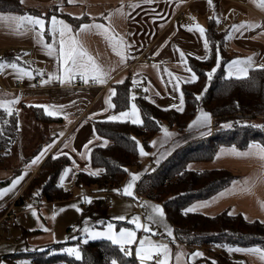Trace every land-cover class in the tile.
Masks as SVG:
<instances>
[{
  "label": "crops",
  "instance_id": "crops-1",
  "mask_svg": "<svg viewBox=\"0 0 264 264\" xmlns=\"http://www.w3.org/2000/svg\"><path fill=\"white\" fill-rule=\"evenodd\" d=\"M121 3L124 4L126 16L114 14L110 20L104 19V17L108 16L109 11L120 8ZM129 3H135L139 6L129 8ZM21 4L25 8L36 12L31 15L43 16L46 21H50L53 15L57 16L58 19H63L66 23L72 25L74 32L79 26L75 27L68 17L74 20L86 18L87 20L82 23H92L93 20L103 23L110 27L114 33L123 36L131 46L127 49V59L121 63L120 56L113 51L102 30L91 29L80 32L78 39L83 47L97 64L109 73L110 78L103 84L93 82L85 84L77 77L71 84L61 85L59 82L54 81L41 85L40 79L42 77L39 75V70L43 69L45 73L57 72L58 64L55 57H50L46 54V50L38 43L34 32L29 31L17 34L6 24L0 23V59L5 60L4 55L12 52L15 55L13 60L19 57L20 59L16 62L33 71L32 78L16 79L12 74V70L8 69L0 78V98L12 99L17 96L20 97L19 102L12 106V115H8L4 109L0 108V135L8 134V127L11 126L14 120L17 122V136L14 143L1 145L4 144V140L0 137V184L18 176H23V179L15 188L17 200L49 156L56 157L67 153L66 156L71 159V165L67 167L71 171L62 184L60 181L64 189L67 185H75L77 173L84 172L89 174L93 170L98 169L92 165L91 152L97 146L106 147L110 145L111 140L103 137V139H96L95 137L101 136L97 134L94 124L97 121H108L106 120L107 115L120 112L114 109L104 111L107 108L105 98L109 95V89L114 88L116 84H121L117 83V81L123 80L124 82L129 76L132 79L135 74L139 81L136 86H133L132 93H135V100L143 94L145 97H149V101L160 108L178 111L176 108L170 107V105L176 104L179 106V92L174 89L175 81L169 82L171 78L164 72V69L167 68L179 77L188 78L191 74L186 72L184 65L179 62V52L176 49L178 48L185 53L189 67H191L189 57L201 60L197 57L205 55L203 39L197 31H189L186 26L199 23L207 31L209 23L214 22L215 29L224 34L223 50H219V66H217L216 61L214 67H216L217 72L223 66L227 78V65L232 60L251 56L256 64L264 63V8L258 7L255 0H213V7L207 4V0H151V2H147V0H74L73 3H69L68 0H23ZM181 12L184 13L183 18L178 17ZM101 13H103V16L100 15ZM65 15L67 18L64 17ZM193 17L195 20L192 19ZM210 17L219 19V23L216 22V19H210ZM186 22H189V24L186 25ZM242 22L256 23L260 27L249 30L240 29L239 31L232 27L233 25H240ZM48 27L49 25L46 23L45 39L50 42L51 36L48 32ZM229 32L232 33V37L226 39ZM209 55L210 51L208 52V57ZM224 59L225 62L222 65ZM153 65H158V68L153 67ZM252 69L249 70V73ZM43 78L46 79L47 76L45 75ZM19 80H24V86H18ZM79 81H81V84H78ZM184 84L185 82L182 80L180 83L181 92H183ZM145 88H148L149 91L145 92ZM4 94L7 95L5 96ZM61 104L67 106L63 109V112L68 114L67 119H65L63 114L50 116L45 113L43 108L37 107V105ZM182 107L184 111L185 98ZM124 122L131 121L126 120ZM166 128L173 135L166 142L162 131L156 135L151 141V150L146 151L144 149L148 155L142 157L139 154L141 168L139 170L132 168L129 173H141L140 178L144 174L153 173L162 162L171 157L178 149L189 143L207 139L215 131L213 118L210 125V134L201 135L202 132L207 133L206 128L194 127L189 129L187 127L184 131ZM90 140L92 141L91 144L88 143ZM104 140L108 141L106 146H103ZM153 141H156L155 145L152 144ZM49 144L51 148L39 162L31 164L32 159L45 148V145ZM85 145H88V148L91 149L90 153L86 152ZM157 160H159V163H157ZM26 165H29L27 169L25 168ZM187 168L192 171L227 169L234 172L237 175L235 181L240 182L236 186L235 191L215 199L214 202L213 198L217 197L219 192L232 187V184L206 200L192 203L190 206L200 202H209L206 207L198 208L197 211L190 213H201L213 217L223 212H228L230 215L240 214L244 218L246 216V220L250 222L264 221V209L260 206L261 202H264V181L257 179L264 175V169L261 168V162L258 159L232 155H223L219 158L215 156L207 162H190ZM25 172L27 173L26 175ZM129 180L130 175L122 188ZM245 180H255L256 182L250 185V190L246 191L243 190L247 187L244 184ZM138 181H136L133 189L135 198L123 195L121 192L125 199H123L122 206L118 209L119 203L112 194L118 195L119 193L113 191L114 189L101 192L106 197L109 196L114 200V207L111 210H107L103 206L104 210H97L98 215L92 219L89 228L103 231L106 225L111 222L116 226L117 232L121 227L135 230L134 224L130 223L128 219L124 221L115 219L120 213H124L126 216L134 213L132 209L126 210L127 208L123 206L125 201H128L131 205L134 203L143 219H145L141 211L143 202L160 204L163 207L161 203L138 197L135 191ZM140 201L141 204L139 206L137 202ZM34 204L43 216L40 218L38 211L35 209L37 215L32 218V224L29 225L28 210L24 209L23 213L26 214L27 220L24 222L21 218V223L23 226L29 225L25 234L35 245L51 244L55 240V236L53 234L48 236L45 234L47 231H43L40 227L41 225L44 226L43 223H46L47 228L53 224V212L48 210L50 203ZM101 221L103 224L100 223ZM153 225L152 228L157 234L152 235L151 233L143 232V230H137V243L139 238L145 235L151 236L153 240L168 243L171 249L169 264H177V252L184 253L181 264H215L216 255L221 253V248L214 247L211 249L213 253H209L202 248H189L182 243L176 242V238L175 242H172L162 225ZM168 226L173 229L175 237L173 226L171 224H168ZM36 231L40 232L34 233ZM102 239L107 240L104 237L88 240ZM131 247L132 255L135 257L136 244ZM196 251L203 253V256L190 259L191 254ZM229 255L233 260L242 264H264V259H261L258 254L232 252ZM137 262L139 264L138 260Z\"/></svg>",
  "mask_w": 264,
  "mask_h": 264
},
{
  "label": "trees",
  "instance_id": "trees-1",
  "mask_svg": "<svg viewBox=\"0 0 264 264\" xmlns=\"http://www.w3.org/2000/svg\"><path fill=\"white\" fill-rule=\"evenodd\" d=\"M0 13L23 15L34 14L33 10L25 8L20 0H0ZM64 17L67 18L65 15ZM75 27L86 18L74 20L68 17ZM210 45L208 59L201 61L189 57V64L197 74L198 79L183 85L185 109L178 112L173 109H163L152 103L142 94L135 100L142 116L143 124L131 122L97 121L95 129L99 136L111 140L106 147L97 146L91 152V162L95 168L104 169L99 175L88 173L76 174L75 185L78 189H89L96 192L122 189L128 179L127 168L140 169L141 161L136 141L146 151L151 150L152 139L161 132V127L175 128L184 131L191 121L203 109L211 113L214 127L231 121V129H215L207 139L192 142L178 149L171 157L162 162L153 173L144 174L136 185V194L148 201L161 203L167 220L174 228L176 242L189 248H202L213 253L212 248H221L216 255L215 264H242L235 261L226 250V246L264 248V223L247 221L242 215H230L223 212L217 216H206L201 213L184 214V209L192 203L206 200L222 189L232 184L237 175L227 169L220 170H189L190 162H207L215 157L221 146L230 147L235 144L239 149H246L249 142L264 143V128L251 125H264V69H252L247 78H227L223 66L208 79L207 73L214 67L217 49L223 50L224 34L215 29L210 22L206 31ZM5 60L15 59L12 52L4 55ZM225 59L222 62L224 64ZM117 95L112 98L116 105L114 110L124 111L130 108L128 96L133 92L132 79L129 76L123 83L114 86ZM203 93L199 100L196 95ZM236 121H247V125L236 124ZM257 121L258 123H254ZM8 134L0 135L4 144L16 141L17 122L14 120L8 127ZM135 137V140L132 139ZM1 140V138H0ZM49 156L33 176L16 205H24L33 201L54 203L73 199L75 194L66 190L60 184V175L64 168L71 165L70 157L66 155ZM1 185V184H0ZM38 193V195H34ZM103 204L104 200H100ZM6 209L0 211V219L6 214ZM36 231L34 233H39ZM70 242L46 246V250H36L31 253H21L12 256V264H19L17 258L29 255L33 264H110L112 258L121 264H138L131 255L124 257L118 246L109 240H87L81 244L82 258L75 259L65 253H50L62 250ZM52 247V248H51Z\"/></svg>",
  "mask_w": 264,
  "mask_h": 264
},
{
  "label": "snow or ice",
  "instance_id": "snow-or-ice-1",
  "mask_svg": "<svg viewBox=\"0 0 264 264\" xmlns=\"http://www.w3.org/2000/svg\"><path fill=\"white\" fill-rule=\"evenodd\" d=\"M23 3V0H21ZM69 3H73L74 0H68ZM147 2H151V0H147ZM257 2L258 7L264 8V0H255ZM207 4L210 7H213V0H207ZM138 4L129 3V8L138 7ZM62 10V4H61ZM114 14H119L121 16H126L124 12V4L121 3L120 8L115 9L114 11H109L108 16L104 17L106 20H110V18ZM83 15V13H81ZM103 16V13L100 14ZM195 20V18H192ZM210 19H216V22L219 23V19L215 17H210ZM0 23L6 24L10 27L15 33L22 34L24 32H34L36 34L38 43L42 45V47L46 50V54L50 57H55L58 70L57 72H48L45 73L43 69L39 70V75L42 77L40 79V84L45 85L48 83H52L54 81L59 82L61 85L71 84L73 80L79 77L83 83L87 84L89 82L93 83H106L109 77V73L106 72L94 58L88 53V51L83 47L82 43L78 39V35L80 32H84L91 29L102 30V33L105 35V38L109 41L110 46L112 47L113 51L116 52L118 56L121 58V63H123L127 59V49L131 46L123 36H120L114 33L110 27L106 26L103 23L96 22L93 20L92 23H81L79 28L73 30L72 25L66 23L63 19H58L57 16L53 15L50 21H46L43 16H36L25 13L23 15H14L12 13H0ZM46 23L49 25L48 32L51 36V41H47L45 39V26ZM188 27L189 31L195 30L199 33L200 37L203 39V47L205 49V55L197 57L198 59L205 60L208 59V52L209 49V40L206 37V29L201 26L199 23H194L192 25L186 26ZM235 30L239 31L240 29H255L260 27V25L251 22H242L240 25H233L232 26ZM232 37V33L229 32L226 39H230ZM119 49V51H117ZM179 52V62L184 65L185 71L190 73L191 75L188 78L179 77L169 71L167 68L164 69V72L171 78L169 82L175 81L174 89L175 91L179 92V106L176 104L170 105L172 108H176L178 111H183V104H184V94L180 91V83L183 80L185 83L195 82L198 79L197 74L192 70L191 67L187 64V59L185 53L178 48L176 49ZM158 54V53H157ZM27 55V54H26ZM217 56V66H219L220 55L219 49L216 52ZM20 58L17 57L16 60H2L0 59V73H6V70L11 69L12 74L15 76L16 79H24L32 78L33 71L26 67L22 66L21 64L17 63L16 61ZM153 67H157L158 65H153ZM252 68L257 69H264V63L256 64L253 60V57L249 56L244 59L237 58L232 60L227 65V76L228 78L235 77L237 79L240 78H247L249 70ZM216 72V67H213L206 75L209 80H211L213 74ZM47 78H43L44 76ZM117 83H123V80L117 81ZM133 86H136L139 81L134 74L132 77ZM145 92H148L149 89L145 88ZM5 96L7 94H4ZM117 92L115 88L109 89V95L105 98V104L107 108L104 111H108L109 109H114L116 105L112 102V97L116 96ZM159 95V93H157ZM203 93L196 95V99L199 100ZM20 97H14L12 99L0 98V108L4 109L8 115L13 114V105L19 102ZM145 99H149V97H145ZM135 100V93H132L128 96V102L130 103V108L125 111H120L118 114H109L106 116V120L112 122H124L126 120H130L131 123L141 125L143 124V120L140 116V109L138 108L137 104L134 102ZM154 102V101H153ZM74 103V102H72ZM37 107H41L44 109L45 113L48 115H59L63 114L65 119L68 118V114L63 112L66 105H37ZM18 114V112H17ZM95 115V114H93ZM211 121L212 115L209 112L203 111L202 109L198 110V114L191 121L189 124V129L192 128H206L207 133L202 132L201 135L210 134L211 128ZM236 124H244L247 125V121H236ZM252 127L256 128H264V125H251ZM222 127L224 129H231L234 127V123L231 121L225 122ZM161 131L164 133V140L170 138L173 133L169 132L166 127H161ZM63 135V133H61ZM96 139H103L102 137H95ZM135 140V137H132ZM55 143V141H53ZM89 144L92 143L90 140ZM108 143L107 140L103 141V146H106ZM137 147L139 148L140 156L148 155L145 152L143 146L140 145L139 141H136ZM153 145L156 144V141L152 142ZM67 146V145H66ZM51 148V145H45V148L41 150V152L32 159L30 162L31 164H36L39 160L46 154V152ZM85 149L87 153L91 152V149L88 148V145H85ZM63 155H67V153H63ZM83 155V154H82ZM223 155H232L236 157H247V158H256L261 162V168L264 169V143L252 141L249 142L246 146L245 150L239 149L235 144L231 145L230 147L225 148L221 146L219 151L215 153L217 158ZM55 158V157H53ZM159 163V160H157ZM29 165H26L25 168L27 169ZM191 167V166H189ZM71 169L64 168L63 172L60 175L61 184L63 183L65 177L69 174ZM104 169H95L90 172V175L96 176L103 172ZM123 171L129 172L127 168H124ZM146 171V170H145ZM27 173L25 172V175ZM130 180L124 185L122 189H114L118 193L123 195L134 197V186L136 181L140 179L141 173H129ZM23 179V176H18L12 180L11 185L7 188L0 189V198H2L8 192H11L16 186L20 183ZM257 179L264 181V175H261ZM256 181L252 180H245L244 184L247 186L243 190H250V185L254 184ZM239 181H232V187L225 189L222 192L217 194V197L213 198V202L215 199L219 197H223L233 191L236 190V186L239 184ZM34 195H38L35 193ZM86 202H91L90 197H83ZM209 202H200L198 204H194L186 209H184V214H188L189 212H195L198 208L206 207ZM142 206L148 210L146 215V220L148 223L141 222L140 216H134L131 218L130 223L135 225V230L128 227H121L119 231H116V226L109 222L103 231H97L95 229H91L87 226V220L84 221L85 227L81 230L84 234H86L85 243L87 239H96L99 237H104L107 240L111 241L113 245L118 246L119 252L123 254L124 257H129L133 254L132 245L136 244L135 247V258L139 261V264H169L171 258V249L169 244L166 242H160L153 240L151 236L145 235L139 238L137 243V230H143L145 233H151L152 235H156L157 233L154 232L153 228L150 226L151 224L162 225L164 227V231L168 237L172 239V242H175V237L173 234V229L164 223V209L159 204H150L149 202H143ZM261 208L264 209V202H261ZM29 209H32V215L36 216L37 213L35 209L32 208V205H27ZM71 207L75 208L78 212L81 209L76 205L73 204ZM63 211V209H60ZM56 211H53L52 218L55 219ZM115 219L124 221L127 219L126 215H120L115 217ZM245 219L247 217L245 216ZM103 224V222H100ZM264 223V221H261ZM44 231H50L47 228H44L43 225L40 226ZM75 230V228H74ZM72 239H76L75 236L71 237ZM225 247L229 253L232 252H242V253H254L258 254L261 259H264V248L260 246H254L251 248H240L232 246L221 245ZM62 251L66 252L69 256H74L77 260L82 258L81 251L79 246L69 247L66 249H62ZM184 256V253L177 252L176 253V262L177 264H181V259ZM203 256V253L200 251H196L195 253L191 254L190 259H195L196 257ZM27 264V262H24ZM110 264H121L116 258H112Z\"/></svg>",
  "mask_w": 264,
  "mask_h": 264
},
{
  "label": "rangeland",
  "instance_id": "rangeland-1",
  "mask_svg": "<svg viewBox=\"0 0 264 264\" xmlns=\"http://www.w3.org/2000/svg\"><path fill=\"white\" fill-rule=\"evenodd\" d=\"M254 123H258V122L254 121ZM223 124L224 123H221L219 126H217L218 128H215V129L223 128L222 127ZM13 179L1 184L0 189L9 187ZM65 189L72 191L75 194V197L67 201L55 202L53 204L50 203V207L48 208V210L50 212H53L55 210L56 216H55V219L52 218L53 224L50 225L49 228L46 227V223H43V224H44V228H47L50 230V231H47V233L45 234H47L48 236L53 234L55 236V240L51 244H41V246H38L37 244L35 245L33 241L30 240L29 237L25 234L26 228H28V226L32 224L31 221H32V218H34V216L32 215V209H29L27 205H32V208L38 211L40 218L41 216H43V214H41L40 211L35 207L34 202L27 201L24 205H16L15 204L17 200L16 189H13L11 192H8L2 198H0V211L5 210V209L8 211V209H10L13 211V214L17 215L18 213H23L25 210H28V212L27 211L26 212H27V216L30 219L29 221L30 224L28 226H23V224L21 223L22 217H20V215H17L16 221L18 225L15 227L10 226L4 217L0 219V254H1L0 264H12V256H16L17 254H21V253L35 252L36 250H46L48 249V247L46 246L48 245L53 246V245H57L60 243L70 242L63 249L74 247V246H79V249L81 251L80 246L81 244L84 243L86 239V234H84L81 231L85 227L84 221L87 220L88 222L87 226L90 227V223L92 219L96 215H98L96 211L104 210L102 208L103 205L102 203H100L101 202L100 200L101 199L105 200L106 196L103 193H95L89 189H78L74 184L67 185ZM112 196L119 203V205L117 206V209L120 208L122 206V202H123V199H125V197L121 193H119L118 195L112 194ZM83 197H90L91 202L90 203L86 202L83 199ZM73 204H76L81 209V211L78 212L75 208L71 207V205ZM85 204H88L90 206L89 210H86L84 208ZM123 206L127 208L126 209L127 211L130 209L134 210V213L130 214L129 216H126L128 221H130L131 218L134 216H140V211L134 203L133 205H131L128 201H125ZM60 209H63V211H60ZM141 211L143 215L145 216L144 217L145 219H143L140 216L141 222L145 221V223H148V221L146 220V215H147L148 210L142 207ZM120 215H126V214L120 213L118 216ZM164 223L170 224V222L166 218V215L164 217ZM150 226L152 227L154 225L151 224ZM73 236H75L76 239H72L71 237ZM50 253L67 254L66 252L62 250L58 251V250H53V249H51ZM71 257H74V256H71ZM15 258L17 259L19 264H24V262H27V264H33L29 255H26V257L23 256V257H19V258L15 257Z\"/></svg>",
  "mask_w": 264,
  "mask_h": 264
},
{
  "label": "built area",
  "instance_id": "built-area-1",
  "mask_svg": "<svg viewBox=\"0 0 264 264\" xmlns=\"http://www.w3.org/2000/svg\"><path fill=\"white\" fill-rule=\"evenodd\" d=\"M178 17H179V18H183V17H184V13L181 12V13L179 14ZM185 24L188 25L189 22H186ZM3 75H4V73H0V78H1ZM24 84H25V83H24V80H19V81H18V86H24ZM78 84H81V81H79ZM141 199H142V198H141ZM143 199H144V198H143ZM143 199H142V200H143ZM140 204H141V201H140V202H137V205L140 206ZM102 205H103L107 210H111V209H113V207H114V200H113L111 197L107 196V197L105 198V201L103 202ZM84 208H85L86 210H89V209H90V206H89L88 204H85V205H84ZM17 215H20V216L22 217L23 221L26 222V220H27V216H26L25 213H18ZM17 215H16V214H13L12 210H9V211L4 215V218L7 220L8 224H9L10 226L15 227V226H17V221H16V216H17Z\"/></svg>",
  "mask_w": 264,
  "mask_h": 264
}]
</instances>
